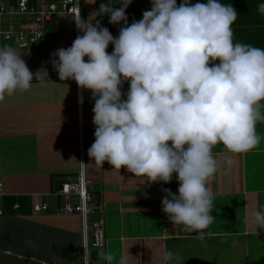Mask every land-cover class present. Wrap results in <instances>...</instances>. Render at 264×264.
<instances>
[{"label": "crops", "instance_id": "0c3cea01", "mask_svg": "<svg viewBox=\"0 0 264 264\" xmlns=\"http://www.w3.org/2000/svg\"><path fill=\"white\" fill-rule=\"evenodd\" d=\"M81 169L88 264H264V0H81L1 46L0 264H85L81 216L31 207Z\"/></svg>", "mask_w": 264, "mask_h": 264}, {"label": "built area", "instance_id": "2783aa9c", "mask_svg": "<svg viewBox=\"0 0 264 264\" xmlns=\"http://www.w3.org/2000/svg\"><path fill=\"white\" fill-rule=\"evenodd\" d=\"M81 0H0V47L8 44L30 46L52 38L53 23L57 15L69 14L79 19ZM77 45V44H76ZM77 58L80 54L76 53ZM82 79H78L81 91ZM79 101L80 98H79ZM52 202L32 199V213L51 210L54 213L78 214L83 222V254L88 264L91 247L104 248L105 227L103 218L90 216L103 208L99 196L81 169L76 178L64 182L52 194ZM0 196H2L0 192ZM19 204L15 205L18 208ZM0 208V214L2 213Z\"/></svg>", "mask_w": 264, "mask_h": 264}, {"label": "trees", "instance_id": "16d2710c", "mask_svg": "<svg viewBox=\"0 0 264 264\" xmlns=\"http://www.w3.org/2000/svg\"><path fill=\"white\" fill-rule=\"evenodd\" d=\"M71 181V180H70ZM64 182V181H63ZM24 200L20 197H6L3 199V211L4 213H16V211L22 206V203ZM29 202L27 201L25 205H27ZM19 204L18 208H15V205Z\"/></svg>", "mask_w": 264, "mask_h": 264}, {"label": "rangeland", "instance_id": "374dc122", "mask_svg": "<svg viewBox=\"0 0 264 264\" xmlns=\"http://www.w3.org/2000/svg\"><path fill=\"white\" fill-rule=\"evenodd\" d=\"M5 46H14L13 44H8V45H4ZM50 200V199H49ZM7 214H12V213H7ZM3 217L0 215V220L2 219Z\"/></svg>", "mask_w": 264, "mask_h": 264}]
</instances>
